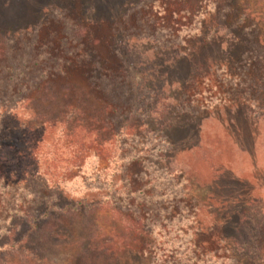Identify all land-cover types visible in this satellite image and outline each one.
Listing matches in <instances>:
<instances>
[{
	"label": "rangeland",
	"instance_id": "1",
	"mask_svg": "<svg viewBox=\"0 0 264 264\" xmlns=\"http://www.w3.org/2000/svg\"><path fill=\"white\" fill-rule=\"evenodd\" d=\"M83 41L112 71L122 69L95 97L139 110L123 132L121 117L111 113L118 136L103 146L101 166L86 160L59 188L74 204L110 198L137 214L133 219L142 212L144 222L156 224V255H123L115 263L264 264V0H0V141L14 139L19 119L32 128L24 135L38 142V113L65 111L67 101L101 105L83 77L37 80L63 60L50 58L51 48L66 56ZM18 94L31 102L16 103ZM84 139L73 140L89 143ZM62 148L64 159L71 147ZM6 175L0 172V264H22L9 246L23 233L16 227L25 211L42 208L47 182L39 176L10 183ZM226 200L228 209L216 213ZM215 217L231 230L239 225L248 243L230 254L215 229L190 246L195 228ZM74 223L73 235L55 248L35 231L45 263L74 264L87 235L111 229L101 216L98 228Z\"/></svg>",
	"mask_w": 264,
	"mask_h": 264
},
{
	"label": "trees",
	"instance_id": "2",
	"mask_svg": "<svg viewBox=\"0 0 264 264\" xmlns=\"http://www.w3.org/2000/svg\"><path fill=\"white\" fill-rule=\"evenodd\" d=\"M83 31V36H87L86 29ZM94 50V45H89L84 41L78 47H72L69 56H61L64 55L63 51L58 54L55 52V48H51L48 52L50 58L58 55L63 60L50 65V68H43V75L37 80L49 83L57 79H70L73 75L83 77L90 87L91 97L94 96L97 103L98 101L101 102L98 108L94 103L95 105L83 109V104H86L84 101H81L79 105H73L67 101L64 103L65 111L55 115H52L54 113H38L36 120L40 125L36 126V130L42 133L41 140L38 142L30 136L24 135V133L29 134L32 128L19 119L15 123L16 126H13L11 130L14 139L10 142L0 141V172L7 173L5 177L10 179V183L18 177L33 179L39 176L45 178L47 182L45 189L48 192L44 194L42 208L25 211L23 218H21V224L16 227H21L23 233L9 246L17 249L23 258L22 264H47L44 262L46 258L44 253L47 252V249L33 241L35 231L36 233L48 234L49 242L55 248V246L60 245L59 242L62 238L73 235L75 221L78 225L91 222L98 228L96 220L99 216L107 220L111 228L110 232L106 235L97 233L94 236L87 235L88 239L84 245L82 258L78 261L75 260L74 264H114L123 255H134L143 260L152 254L156 255L153 252L155 240L152 239L153 227L156 224L152 227L151 224L144 222L140 217L142 212L138 213L137 219H133L132 216L137 214L110 205V198L104 200H85L83 198L74 204L72 200L69 201L63 196L59 188L60 183L75 177L84 169L86 160L91 162L93 159L96 166H101L100 157L103 156V146L114 141L118 136L114 128V120L111 117L113 113L121 117L122 124L119 125V132H123L128 129L129 121L136 117L137 110H139L137 107L125 109L118 103L114 105L111 99L95 97L96 91H99L100 85H103L104 81L107 80L109 83L120 78L122 69L118 64L117 69L112 71L107 62H103L100 57L94 55ZM24 86L27 87L26 84ZM31 100L32 98L28 96L18 94L15 102L24 103L31 102ZM113 100L118 99L114 97ZM5 115L6 113L2 115L0 113L1 118ZM56 129L59 130L58 134L54 133ZM170 129L171 127H168L167 130ZM74 138H79V140L85 138L84 140H88L89 143H80L82 140L80 142L74 141ZM45 143L49 145L47 151L45 150ZM62 145L64 148L71 147L69 155L65 156L64 159L59 155L61 152L59 150L63 149ZM51 181L55 183V186L53 184L48 185V182ZM227 200L221 203L222 207L216 210V213L228 209L226 207L229 204ZM215 218L208 227L195 228V240L189 242L190 246L199 247L196 238L215 229L222 231V234L218 235L217 241L225 244L226 247L223 250L230 254L232 250H235L234 247H241L248 243V239L244 235H238L241 231L239 225H234L231 230L228 220ZM63 219H72V223L67 225L62 222ZM263 221L260 223H264ZM239 223H243L241 217ZM168 253L174 254L173 251ZM229 258L232 257L230 255L228 257L227 254L223 256V259L230 260Z\"/></svg>",
	"mask_w": 264,
	"mask_h": 264
}]
</instances>
